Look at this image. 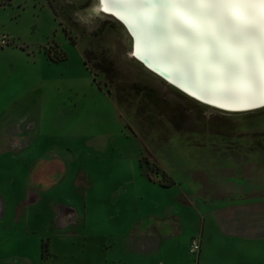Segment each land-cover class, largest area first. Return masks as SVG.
Instances as JSON below:
<instances>
[{
  "label": "rangeland",
  "instance_id": "1",
  "mask_svg": "<svg viewBox=\"0 0 264 264\" xmlns=\"http://www.w3.org/2000/svg\"><path fill=\"white\" fill-rule=\"evenodd\" d=\"M0 264H264V106L168 83L98 0H0Z\"/></svg>",
  "mask_w": 264,
  "mask_h": 264
},
{
  "label": "bare ground",
  "instance_id": "2",
  "mask_svg": "<svg viewBox=\"0 0 264 264\" xmlns=\"http://www.w3.org/2000/svg\"><path fill=\"white\" fill-rule=\"evenodd\" d=\"M167 0H98L99 9L133 34L135 56L192 98L238 112L261 105L264 47L245 38V10L157 7ZM123 7H117V5ZM107 9V10H105ZM115 13V14H114Z\"/></svg>",
  "mask_w": 264,
  "mask_h": 264
},
{
  "label": "snow or ice",
  "instance_id": "3",
  "mask_svg": "<svg viewBox=\"0 0 264 264\" xmlns=\"http://www.w3.org/2000/svg\"><path fill=\"white\" fill-rule=\"evenodd\" d=\"M104 2L105 0H101V3ZM117 7H123V5L118 4ZM157 7L169 11H174L177 8L204 9L207 10L210 20L213 18L214 10L217 9L245 10L248 13L246 19L249 25L248 31L244 33L245 38L250 43H254L255 39L259 37L261 46L264 47V0H167L166 3ZM258 89V99L261 101V105H264V70L260 74Z\"/></svg>",
  "mask_w": 264,
  "mask_h": 264
},
{
  "label": "built area",
  "instance_id": "4",
  "mask_svg": "<svg viewBox=\"0 0 264 264\" xmlns=\"http://www.w3.org/2000/svg\"><path fill=\"white\" fill-rule=\"evenodd\" d=\"M200 249H201L200 241L198 239L192 240V242L190 244V252L192 254H197V253H199Z\"/></svg>",
  "mask_w": 264,
  "mask_h": 264
},
{
  "label": "water",
  "instance_id": "5",
  "mask_svg": "<svg viewBox=\"0 0 264 264\" xmlns=\"http://www.w3.org/2000/svg\"><path fill=\"white\" fill-rule=\"evenodd\" d=\"M262 106H264V105H261L260 107H262ZM260 107H257V108H260ZM257 108H255V109H257ZM250 110H253V109H250Z\"/></svg>",
  "mask_w": 264,
  "mask_h": 264
}]
</instances>
